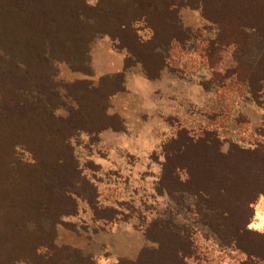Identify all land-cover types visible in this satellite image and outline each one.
<instances>
[{
	"label": "trees",
	"instance_id": "1",
	"mask_svg": "<svg viewBox=\"0 0 264 264\" xmlns=\"http://www.w3.org/2000/svg\"><path fill=\"white\" fill-rule=\"evenodd\" d=\"M89 1L0 0V264L19 260L63 264L62 251L55 245L56 228L63 217L76 212V187L83 182L70 139L76 132L97 135L106 129L124 130L122 119L108 112L111 98L124 91V73L101 76L97 85L89 79L66 84L73 105L61 117L55 113L63 101L56 89L53 62L66 63L72 72L91 78L90 43L95 35L104 34L116 49L127 51L124 68L139 64L148 78H155L166 65L156 49L192 36L179 24L182 8L199 9L204 20L223 21L225 29L232 20L246 24L261 20L257 24L264 25V0H95L94 5ZM137 24L150 30L148 40L139 36ZM221 43V39L210 43L209 56L221 49ZM255 70L258 75L249 78L248 90L264 110L263 55ZM169 144L162 148L165 162L160 183L166 191L171 192L167 185L172 183L193 187L190 192L213 210L210 204L222 200L228 184L245 175L255 179L248 184L253 193L264 195L263 145L251 150L231 142L224 154L216 132L192 134L182 128ZM197 158L213 164L195 172L190 163ZM182 173L190 179L182 182ZM197 174H205L201 186L193 180ZM213 211L220 214L218 209ZM243 233L246 238L253 235L246 229ZM236 235L235 247L248 259L263 263L239 244L241 234ZM184 244L173 249L170 264H186L193 248L189 241Z\"/></svg>",
	"mask_w": 264,
	"mask_h": 264
},
{
	"label": "rangeland",
	"instance_id": "2",
	"mask_svg": "<svg viewBox=\"0 0 264 264\" xmlns=\"http://www.w3.org/2000/svg\"><path fill=\"white\" fill-rule=\"evenodd\" d=\"M95 3V0L89 1L91 5ZM182 12L179 24L190 32L191 38L167 49H156L178 70L172 74L168 68V75L173 79L167 81L168 90L159 89L155 96L147 97L140 95L144 87H134L139 93L133 88L132 92L111 98L108 112L120 113L126 122L124 133L112 129L97 135L76 132L70 139L83 182L76 187L79 194L76 212L63 217L56 228L55 245L62 251L63 264H170L173 249L184 248L187 241L192 243L193 254L185 258L186 264H264L248 259L233 242L234 235L241 234L239 244L264 261V238L259 237L264 236L260 228L264 216L258 208L264 195H255L248 187L254 178L249 180L242 175L228 184L222 200L210 204L220 214L196 198L190 192L193 187L172 183L167 185L171 186L168 192L160 183L165 162L162 148L181 128L192 134L203 130L216 132L224 154L231 142L251 150L264 146V141L254 137V133L242 137L239 132H232L236 131L235 126L246 127V117L241 112L250 99L254 102L248 80L258 75L255 66L264 56V32L259 29L264 25H259L261 20L247 24L232 20L225 29L223 21L221 26L207 21L188 29ZM205 14L221 20L213 12ZM188 17L191 22L193 16ZM136 28L143 40L150 38L151 32L143 24H137ZM220 39L221 49L209 56L210 43ZM170 49L181 50L182 55L176 56L174 50L170 55ZM196 52L197 63L192 55ZM125 55L127 51L116 49L109 37L97 34L88 53L91 78L72 72L66 63L53 62L57 70L56 89L63 101L55 113L66 117L68 107L73 105L66 84L89 79L97 85L98 77L104 72L102 66ZM140 67L137 65L132 70L143 72ZM225 76L229 78L222 87ZM177 102L179 112L175 113ZM166 105L168 109L162 110ZM152 109L154 112H150ZM160 116H169L167 123L159 120ZM263 131V127L256 128L257 134ZM178 162L175 163H182ZM190 164L199 172L202 165L213 162L197 158ZM240 169L242 172L243 168ZM200 175L193 180L201 186L205 174ZM188 179L185 173L181 174L182 182ZM244 229L253 235L244 237ZM15 264L27 263L19 260Z\"/></svg>",
	"mask_w": 264,
	"mask_h": 264
},
{
	"label": "crops",
	"instance_id": "3",
	"mask_svg": "<svg viewBox=\"0 0 264 264\" xmlns=\"http://www.w3.org/2000/svg\"><path fill=\"white\" fill-rule=\"evenodd\" d=\"M181 10L183 11L182 13H185V17L182 20L186 21L185 26L188 29H189V27L191 29L192 27L200 26V24H202L203 22L204 23L207 22L206 20H204L201 17V12L199 9L195 10V9H190V8H182ZM181 10H180V12H181ZM180 12H179V14H180ZM188 16H193V18H192L193 20H191V22L188 21L189 20ZM197 38H201V37H197ZM175 43L172 44V47L174 46ZM177 44H181V43H177ZM174 49H177V48L174 47ZM174 49H170V55H171V51H173ZM180 51L174 50V52L177 53L176 56L178 55L180 57V55H182V53ZM192 55H193V58L196 59L195 61L197 63L199 61V59L197 58L199 55L198 52H196L195 54H192ZM125 57H126V55L123 58L113 59L112 64L108 63V64L102 66V69H104L103 70L104 72L101 73V75L98 77V79H99L101 76H104V75H114V74H118V73H124V84H123L124 85V91L119 92L116 95H114L112 97L114 99L119 94H123V93H126L128 91L132 92V89L134 87H144L143 92H141V94H140L142 96H147V97H149L151 95L155 96L159 89L161 90V92H163V89L168 90L167 89V87H168L167 81L172 79L168 75V68H170V71L172 74L173 73L177 74V72H178V70L176 71V68H172L171 65L169 64V62L166 60V65L163 67V69H161L159 71L158 76L155 78H148L142 67H140L141 68L140 70L141 71L143 70V72H138V71L132 70L133 67H135L139 64L134 65L132 67H129L127 69L124 68ZM212 75H213V71H212L211 76ZM175 76L178 79H180L179 76H177V75H175ZM226 80L227 79L224 80L225 82H222V85H223L222 87H224L227 84ZM134 89L136 92L138 91L137 88H134ZM137 93H139V92H137ZM169 94L171 97L173 96L171 93H169ZM177 103H176L177 107H176L175 113L179 112L178 107H179L180 103H178V104ZM167 109H168L167 105L162 106V110L166 111ZM109 110H110V108H109ZM150 112H154V110L152 109V110H150ZM109 113L110 114H116L122 119L123 125H124V130L120 131V132L124 133L127 130V128H126V122L124 121L123 117L117 111H115L113 113H111V112H109ZM241 113L246 117V127L242 129V128H239L238 126H235L237 129H236V131L232 130V132H239L242 137H247V136H249V134L254 133V137H259L263 142L264 141V131L262 134H257L256 128L260 129L261 127H263V130H264V110L250 99L248 101V103L244 106V108L242 109ZM168 117L169 116H165V118H161V116H160V118L158 117V119L162 120V121L164 119V122L167 123ZM219 130L222 131L223 129L219 127ZM258 208H260V212L264 216V200L259 202ZM260 228L264 230V223L261 224Z\"/></svg>",
	"mask_w": 264,
	"mask_h": 264
}]
</instances>
